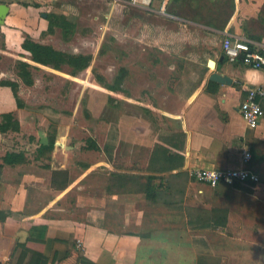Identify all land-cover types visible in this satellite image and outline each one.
I'll list each match as a JSON object with an SVG mask.
<instances>
[{"label":"crops","instance_id":"crops-1","mask_svg":"<svg viewBox=\"0 0 264 264\" xmlns=\"http://www.w3.org/2000/svg\"><path fill=\"white\" fill-rule=\"evenodd\" d=\"M90 1L0 0V6L8 8L0 24V79L8 78L17 83V94L25 106L28 104L21 98L23 87L36 85L37 68L48 72L57 69L35 63L31 52L23 47L25 40L28 38L67 52L56 38L69 43L70 29L71 32L78 29L75 15L81 4L95 8L94 1ZM104 4L107 14L119 5L126 25L131 24L129 10L140 8L135 12L137 30L143 31L147 26L155 30L158 24L165 22L162 18L167 20V29L174 40L180 38L183 29L185 45L203 47L201 53L206 58L203 85L191 98L178 102L174 126L153 137L147 153L139 122L136 120L134 133L128 135L123 126L126 115L122 112L118 120L105 122L104 139L95 134L90 136L93 138L91 145L98 148L86 145L81 150L87 141L75 142L74 135L68 133L52 139V159L44 148H39L32 158L27 150L10 148L1 152L0 264L37 263L34 253L17 243L42 251L49 264H199L201 250L208 247L205 235L201 234L198 239L183 238L177 233L176 224L177 221L185 222L188 231L209 229L189 224L187 207L202 208L198 203L191 205L192 182L186 185L185 201L176 202L158 198V190L169 185H166L167 179L158 183L155 178L157 196L148 199L149 175L193 176L199 168L245 167L260 176L258 170L264 169V118L251 129L240 113L247 88L264 83V67L257 69L240 61L231 62L222 49L223 39L229 36L248 39L253 47L264 50V0H105ZM166 8L169 10L167 18L161 15ZM147 16L153 18L148 25L145 24ZM73 50L70 54H78ZM4 59L30 63L33 83L27 84L18 73L15 76L21 81L9 78L14 71L9 74L2 66ZM210 59L216 62L214 68L208 67ZM65 65L70 70L66 72L72 73L73 87L81 70L68 63ZM213 72L231 77L233 83L211 80ZM210 82L217 83L216 92L212 91ZM120 102L121 105L125 103ZM135 107L140 110L137 119H143V107ZM23 108L19 107L12 87L0 84V113L13 112L20 128L24 125ZM58 127L60 129V125ZM2 133L6 132L0 133V146L1 141L6 140ZM41 133L48 143L43 144L40 136L37 146L49 145L51 138L46 130L42 129ZM158 145L169 149L170 154ZM245 147H250L252 152L248 163L242 159ZM127 149L129 156L125 154ZM155 149L156 155H153ZM8 152L22 153L23 161L4 162ZM126 159L134 160L137 167L129 170ZM166 159L172 163L162 166L161 161ZM116 161L119 165L114 166ZM162 167L167 169L163 171ZM193 183L199 185L195 189L200 192L206 185L198 181ZM216 189H234L249 196L256 190L255 186L240 182H221ZM201 198L196 201L201 202ZM166 221H169L167 225ZM181 228H185L184 225Z\"/></svg>","mask_w":264,"mask_h":264},{"label":"rangeland","instance_id":"rangeland-1","mask_svg":"<svg viewBox=\"0 0 264 264\" xmlns=\"http://www.w3.org/2000/svg\"><path fill=\"white\" fill-rule=\"evenodd\" d=\"M93 1L95 8L81 4L79 13H76L78 29L69 31L73 39L69 38V43H63L56 38L67 51V56L72 55V48L78 53L74 56H91L90 65L76 76L73 87L70 77L72 73L69 75L70 72H66L69 70L66 63L56 67L54 72V69L48 72L37 68L36 85L32 88L24 86L21 94V98L28 104L23 105L21 112L24 125L19 131L2 133L6 140L1 141L0 153L11 148L27 150L32 153L31 158L35 157L42 129L46 130L51 139L69 133L74 135L75 142L87 141L85 146H81V150H84L86 145L91 146L92 135L104 139L105 122L118 120L120 112L126 115L123 126L128 135L134 133L136 120L139 122L138 127L145 135L144 151L147 153L153 137L168 132L174 126L172 122L177 114L178 102L191 98L203 85V66L206 64V58L201 53L203 47L185 45L183 29L180 38L174 40L171 31L167 29V20L162 18L165 22L158 24L155 30L149 26L143 31L137 30L135 12L140 8L129 10L132 19L131 24L126 25L123 21L125 15L121 13L119 5L107 14L105 0ZM164 11L161 15L167 18L169 10L166 8ZM145 19L147 24L153 18L147 16ZM22 61L3 60L2 66L9 74L14 71L13 77L9 78L19 79L15 75L21 73ZM0 81L10 79L2 77ZM116 100L118 104H115ZM120 100L125 103L121 105ZM136 105L143 107V119H137L140 110L136 109ZM8 140L9 143L6 142ZM52 152H46L51 159ZM128 153L127 149L125 154L129 156ZM131 159H126L129 170L137 167ZM117 165L118 161L114 163V166ZM263 170H258L262 180L260 184L254 185L256 190L253 196L234 189L214 190L215 187L209 185L201 188L202 192L197 191L195 187L199 185L193 183L197 180L192 175L176 174L171 177L173 174H166L161 175L163 179L160 175L155 176L158 183L167 179L166 185L172 188L164 186L158 190L160 200L184 202L186 185L192 182L189 195L191 205L198 203L202 208L188 206L189 218L196 219L199 215L207 217L210 212L217 217L216 222H224L225 225H215V221H208L209 229L188 231L185 222L177 221V233L183 238L198 239L201 234L205 235L208 247L201 250L203 252L199 254V264H264ZM201 196V202L196 201ZM183 225L185 228H181Z\"/></svg>","mask_w":264,"mask_h":264},{"label":"built area","instance_id":"built-area-1","mask_svg":"<svg viewBox=\"0 0 264 264\" xmlns=\"http://www.w3.org/2000/svg\"><path fill=\"white\" fill-rule=\"evenodd\" d=\"M224 55L231 62H242L253 68L264 67V50L253 47L248 39L225 37L222 42ZM264 83L247 88V96L240 105V113L251 129L256 128L264 118ZM244 163L252 159L250 147H245L242 152ZM195 179L211 187L218 186L221 182L248 183L251 186L260 184V176L245 167L210 169L199 168L193 173Z\"/></svg>","mask_w":264,"mask_h":264},{"label":"trees","instance_id":"trees-1","mask_svg":"<svg viewBox=\"0 0 264 264\" xmlns=\"http://www.w3.org/2000/svg\"><path fill=\"white\" fill-rule=\"evenodd\" d=\"M23 47L30 51L32 56H33V61L37 64H41V65H50L53 64L55 67H60V65L64 64V63H68L70 65H72L74 67V69L77 70H82L87 68L90 65V61H91V56H86V55H79V56H67V54L63 51H58L56 49H54L51 46L48 45H43L41 43H38L34 40L31 39H26ZM57 62V65L56 64ZM23 63H21V73L19 74L23 80L27 83V84H32V78H31V72L29 70L31 64L28 63L27 61H22ZM38 67V65H37ZM1 85H8L11 86L15 96L17 98L18 101V105L19 107L24 105V103L20 100L18 94H17V83L15 81H0ZM210 85L213 86V90L214 92L217 91V83L215 82H210ZM10 130H14V131H19L20 130V122L18 119L15 118L13 112H6V113H0V132H8ZM54 146V140L51 139L49 145H41V147L39 148H44L46 150H52ZM91 147H95L98 148L95 145H91ZM159 148H162L161 150L166 152L167 154H170L169 149H167L166 147H162L159 146ZM157 146L155 147L156 149L158 148ZM153 151V155H156V151ZM171 156V155H169ZM168 156V157H169ZM23 154L22 153H11L8 152L6 153V155L4 156V162L9 163V164H16L19 163L21 161H23ZM154 158V157H153ZM152 162V159H151ZM172 163V161L169 160H162L161 164L163 166V164L165 163ZM163 171H165L167 168H161ZM155 176L157 175H149L148 178V186H147V198L148 199H153L156 198L157 193H156V187L157 185L155 184ZM161 179H163L162 176H160ZM206 214V213H205ZM208 215H206L207 217H203L201 215H199L198 217H196V219H191L189 218V224L192 226H199V227H208V221L213 222L215 221V223L213 224H219V225H225L224 222L220 223V222H216L217 217H215L214 214H211L210 212L207 213ZM207 220V221H206ZM226 220V219H225ZM226 223V222H225ZM32 240V239H31ZM17 246H21L23 249H27L29 251H32L34 253V257L35 259L37 258V262L36 264H49V262L47 261V259L44 257V254L42 251L37 250V249H33L31 250L29 247H27L26 244L24 243H17ZM34 257H33V261H34ZM35 264V263H33Z\"/></svg>","mask_w":264,"mask_h":264},{"label":"water","instance_id":"water-1","mask_svg":"<svg viewBox=\"0 0 264 264\" xmlns=\"http://www.w3.org/2000/svg\"><path fill=\"white\" fill-rule=\"evenodd\" d=\"M7 11H8V8L6 5H1L0 6V24L4 22V18L5 16L7 15ZM46 16V14H44ZM215 60L213 59H210L208 61V67L210 68H214L215 67ZM210 79L213 80V81H216V82H219V83H223V84H228V85H231L233 83V79L227 75H223V74H220L218 72H213L211 75H210ZM41 136V142L43 144H47L48 143V139L41 133L40 134Z\"/></svg>","mask_w":264,"mask_h":264}]
</instances>
